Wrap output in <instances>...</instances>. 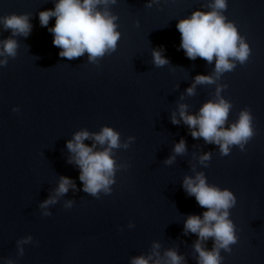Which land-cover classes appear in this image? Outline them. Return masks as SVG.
Wrapping results in <instances>:
<instances>
[{"label":"water","instance_id":"water-1","mask_svg":"<svg viewBox=\"0 0 264 264\" xmlns=\"http://www.w3.org/2000/svg\"><path fill=\"white\" fill-rule=\"evenodd\" d=\"M211 3L156 0L149 8L147 0H117L108 5L118 17L117 47L93 63L87 53L61 57L48 31L55 18L48 27L40 24V11L53 8L55 0H0V17L27 13L32 24L29 35L14 37L15 57L0 66V264H131L141 255L169 264V249L182 257L181 264H198V236L185 229V221L206 209L183 182L201 172L237 198L229 212L238 240L231 251L220 250L221 264H264V0H228L224 14L251 52L219 78L215 58L209 63L186 56L176 27ZM11 35L0 24V41ZM153 49L168 63L155 65ZM197 74L212 75L214 82L195 83ZM220 97L232 104L225 127L242 108L252 112L255 134L243 151L234 145L221 155L219 145L193 138L180 118V105L197 114ZM106 125L119 131L122 143L128 136L135 140L112 150L116 165H127L117 167L112 191L92 196L83 191L67 142L81 130L98 133ZM181 138L185 151L176 154ZM84 143L106 147L91 137ZM205 152L211 153L206 166L199 159ZM62 176L75 187L57 195ZM52 196L56 202L45 216L39 205ZM29 234L32 242L21 255L17 241ZM201 245L211 249L213 239Z\"/></svg>","mask_w":264,"mask_h":264},{"label":"clouds","instance_id":"clouds-1","mask_svg":"<svg viewBox=\"0 0 264 264\" xmlns=\"http://www.w3.org/2000/svg\"><path fill=\"white\" fill-rule=\"evenodd\" d=\"M117 0H55L51 9L40 11L39 20L42 26L48 27L50 18H55V23L48 27L53 34V44L60 51L59 55L69 60L88 54L89 62L96 63L98 58L115 51L121 33L116 23L118 17L108 9V5L115 4ZM156 0H147V7H152ZM101 5L104 7L102 8ZM228 6V0H212L209 10H194L191 15L178 20L176 27L180 32V47L184 49L187 57L195 59L197 56L211 63L215 58V78L225 72L232 71L236 62L243 64L249 58L251 48L247 40L238 31L237 25L224 14ZM0 24L5 30H11L12 35L0 41V66L8 62V57H15L18 42L14 38L17 35L30 34L32 24L27 13H10L0 17ZM153 62L157 66L168 63L160 49H153ZM214 77L208 74H197L195 83L211 84ZM223 87H227L225 84ZM195 84L187 89L192 94ZM219 94V88L217 89ZM186 105H180V118L191 129L193 138L203 137L208 143L219 145L220 154L228 155L232 146H239L245 150V145L255 134L253 127V115L249 108H242L238 118L225 127L231 101L220 97L218 100L205 102L197 114L186 111ZM17 110L16 108L13 109ZM173 123H178L175 114ZM92 138L95 143L106 145L102 150H95L84 143L85 139ZM135 140L134 136H128L122 143L120 133L111 126H104L98 133H89L81 130L74 134L72 140L67 142L68 149L74 153L75 162L79 165V179L83 182V191L98 196L101 192L108 194L115 183L117 167H127L126 164L116 165L112 156V150L123 147L127 149ZM183 138L175 144L176 154L185 151ZM200 162L207 165L211 159V153L205 152L200 156ZM174 156L165 160L171 164ZM75 187L71 178L62 176L56 189V194L61 195L68 191L69 187ZM183 186L190 195H194L200 206L206 209L201 215H189L185 221V229L196 233L198 236L195 250L198 253V264H221L223 257L220 250L231 251V245L238 240L236 228L230 218L229 210L236 204L237 198L234 192L227 188H221L215 184H209L206 176L201 172L195 177L186 176ZM56 202L52 196L41 202L39 207L43 215H51L48 210L50 204ZM72 201H68L66 207H71ZM129 227H133L129 223ZM213 239V247H202L201 241ZM29 234L17 241L19 252L23 255V245L32 242ZM158 247L159 245H154ZM169 264H181L182 257L173 249L166 252ZM7 264H15L8 260ZM131 264H161L159 260L150 261L143 255L133 257Z\"/></svg>","mask_w":264,"mask_h":264}]
</instances>
